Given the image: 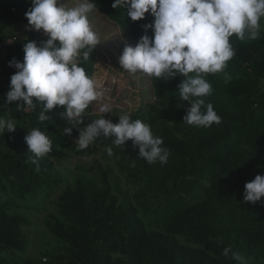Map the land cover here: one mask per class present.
I'll return each mask as SVG.
<instances>
[{
  "label": "trees",
  "instance_id": "1",
  "mask_svg": "<svg viewBox=\"0 0 264 264\" xmlns=\"http://www.w3.org/2000/svg\"><path fill=\"white\" fill-rule=\"evenodd\" d=\"M95 3L94 10L129 40L137 43L144 35L152 36L151 27H145L154 21L150 12L132 21L126 9L112 8L113 0ZM30 8L31 0H0V117L15 120L17 126L0 133V264H238L231 253L222 254L226 247L243 255L248 264H263L264 197L249 203L243 193L247 182L264 175V29L258 38L244 41L233 34L235 55L223 71L204 75L212 91L203 99L213 105L219 124L198 127L183 121L190 107L179 99L185 77H152L154 100L131 118L149 124L163 139L162 147L169 150L167 163H147L131 141L116 146L114 137L98 138L95 143L111 147V156L129 166V176L141 187L137 204L120 205L103 172L98 182L78 178L59 193L55 216L45 221L60 246L43 255L45 261L22 258L29 245L25 219L13 211L9 196L25 201L42 188L40 193L47 197L61 180L51 164L40 161L37 170L31 162L34 154L16 142L39 129L52 141L43 158L60 161L76 148L71 141L79 135L76 126L60 116L64 106H55L46 113L50 119L41 122L39 104L30 111L5 101L10 76L16 72L8 62H23L26 42L40 46L48 38L42 30L28 27L24 37L17 36L16 28L28 23L25 13ZM13 34L19 40L7 43ZM95 61L94 48L87 61L80 58L91 77ZM67 126L72 127L71 136L64 135Z\"/></svg>",
  "mask_w": 264,
  "mask_h": 264
},
{
  "label": "clouds",
  "instance_id": "2",
  "mask_svg": "<svg viewBox=\"0 0 264 264\" xmlns=\"http://www.w3.org/2000/svg\"><path fill=\"white\" fill-rule=\"evenodd\" d=\"M67 3L31 0V8L25 13L27 27L42 30L48 38L40 46L35 41L26 42L23 62L15 58L8 62L16 72L10 76L5 101L30 111L39 104L41 122L50 119L46 113L55 106H64L60 116L75 127L84 123L89 105L101 101L104 92L97 80L80 66L81 56L87 61L100 43L88 18L96 9L95 0H67ZM111 6L126 9L132 21L144 19L149 12L154 17L153 23L145 26L151 27L152 36H142L135 46L126 45L119 57L121 67L131 74L143 73L164 80L185 77L179 86V99L187 101L190 107L183 121L198 127L219 124L221 118L213 105L203 99L212 91L204 75L223 71L226 62L235 55L230 43L233 34L241 41L258 38L264 0H113ZM112 110L110 103L100 104L101 115L79 129L78 150L100 137H114L116 146L131 141L138 148V156L149 164L167 163L169 150L162 147L163 139L152 133L149 124L133 120L129 113L119 115L118 122L113 123L104 118ZM16 127L15 120L0 117V133L13 132ZM64 135L71 136L72 127H65ZM24 139L35 157L31 162L39 170L38 158L51 151L52 141L39 129L27 132ZM106 151L112 155L111 147ZM262 197L264 175L258 174L245 184L243 198L245 202L256 203ZM229 253L238 264H248L240 253L232 252L230 247L223 249L225 257Z\"/></svg>",
  "mask_w": 264,
  "mask_h": 264
},
{
  "label": "rangeland",
  "instance_id": "3",
  "mask_svg": "<svg viewBox=\"0 0 264 264\" xmlns=\"http://www.w3.org/2000/svg\"><path fill=\"white\" fill-rule=\"evenodd\" d=\"M65 2L67 3V0H59V3ZM67 6L72 7L74 4L67 3ZM88 18L92 30L97 34L100 41L94 47L96 61L92 77L101 85L104 97L101 101H94L89 105L88 116L83 118L84 123L76 126L78 133L79 129L101 115L99 113L101 103L112 105V112L104 114V118L117 123L119 115L129 113L132 117L139 108L154 100L152 77L143 73H128L119 64V57L123 48L126 45L135 46L136 43L125 37L114 23L107 20L98 11H91ZM27 24H22L16 28V31L19 32L18 37H24L23 32L27 30ZM262 29H264V19L261 20ZM17 36L13 34L7 39V43L18 41L19 39L13 41L14 37L18 38ZM2 45L0 43V48ZM22 135L16 143L27 151L25 135ZM76 139L71 141V146L76 148L68 151L63 160L38 158V162L41 161L45 165L51 164V171L61 180L60 186L54 193L44 197L40 193L42 188H39L32 198H27L25 201H16L9 196L13 211L25 219L24 233L28 237L29 245L22 256L23 259H42L45 261L43 255L60 246L59 242L47 232L45 221L50 216H55L54 203L59 193L68 187H72L78 178L98 182L100 172H103L120 205L133 204L135 206L137 204L135 197L138 196L137 192L140 191L141 187L138 186L133 175L129 176V166L121 158L109 156L106 151L107 147L102 143L93 142L87 148L78 150ZM262 263L264 264V261Z\"/></svg>",
  "mask_w": 264,
  "mask_h": 264
},
{
  "label": "built area",
  "instance_id": "4",
  "mask_svg": "<svg viewBox=\"0 0 264 264\" xmlns=\"http://www.w3.org/2000/svg\"><path fill=\"white\" fill-rule=\"evenodd\" d=\"M15 40H16V37L13 38V41H15ZM10 43H11V42H10Z\"/></svg>",
  "mask_w": 264,
  "mask_h": 264
}]
</instances>
